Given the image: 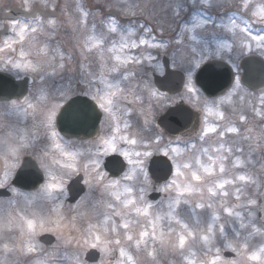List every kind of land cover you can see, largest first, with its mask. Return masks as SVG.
<instances>
[{
    "label": "snow or ice",
    "instance_id": "1",
    "mask_svg": "<svg viewBox=\"0 0 264 264\" xmlns=\"http://www.w3.org/2000/svg\"><path fill=\"white\" fill-rule=\"evenodd\" d=\"M97 2L99 4L97 11H92L83 0H78L74 13L78 17L75 27L88 30V35L81 44L82 54L95 53L98 56L102 70L99 77L88 81L83 89L74 88L71 84L58 89L55 102L52 103H48L49 94L44 90H41L36 104H33L29 97H24L22 101L11 98L0 100V107L17 112L22 110L23 115H27L28 110L31 109L33 118H36V113L40 110V116L33 125L32 132L14 135L15 130H13L7 133L9 137H12L13 142H2L0 158L4 160L6 170L3 179H0V188L8 187L7 182L14 169L34 166L42 169L48 177L41 188L43 197L55 202L52 207V212L56 214L55 219L40 211H33L31 217L20 214L19 220L23 224L17 223L16 228L24 238V246L20 249L21 254L38 257L44 252L42 244L37 239L41 235L55 237L57 243L53 245L54 249L61 243H73L72 239H64L65 229L80 231L75 221L78 218L83 219L85 213L78 212L77 215L72 216L69 224H64L65 217L60 211L63 203L60 197L66 194L67 186L79 178V182L90 188L102 187L111 199L104 205L106 211L102 218L96 223H88L80 236L75 238V245L81 251L73 257L74 264H87L85 257L92 250L111 256L114 251L113 246H118L119 259H116L115 264H136L131 249L144 252L156 261L157 241L162 249L170 248L174 252H179L187 260V264H197V253L192 251V244L196 242L203 250V258L199 260V264H237L236 260L227 259L223 252L230 251L237 256L248 253V240L252 233H249L242 241L229 239L225 234L224 224L218 223L222 219L220 210L227 213L229 217L238 218L240 227L247 228L248 224L244 222L241 214L228 204L227 198L234 196L236 201H240L244 197L245 192L240 182L259 183L247 174H235L231 179L226 178L229 169L224 161L228 160L227 153H231L232 148H225L222 143L224 137L229 133L241 135L239 125H243L248 132L252 131L251 128H247L249 118L246 113L241 111L237 114L236 121H231L223 107L225 104L231 105L233 97L240 96L242 84L239 74H235L233 86L223 96L217 100L205 102L202 109V126L197 140L208 143L215 138L217 146L213 149L214 154H210L209 148L204 147L200 149L201 155L197 156L190 155V150H195L196 144H187L184 149L173 146L183 142L181 138L175 141L169 140L165 146L162 145L163 134L159 131L153 137H146L139 132L134 134L132 132L134 126L131 122L134 108L131 106H140V114L144 115V126L154 125V121L148 118L151 112L144 113L145 100L142 93L147 92L150 99H159L164 94L148 84L143 88L138 84L130 87L122 86L125 82L133 81L136 75L135 71L129 67L130 65H141L147 62L161 76L169 74L168 70L170 74L178 73L186 90L181 99L191 103L193 99L199 100L201 96L200 89L194 83L197 73L203 74L211 71L214 66L222 68L223 65L229 64L238 69L239 65L231 57L225 59L221 54L223 50L231 52L232 44L227 43L225 39H218L214 41L215 51H213L209 42L202 40L197 34L198 30H206L209 25L211 16L208 10L223 7V4L220 0H188L194 9L199 6L198 13L202 15L193 16L191 26L182 27L174 42L177 46L176 50L169 53V43L157 40L155 35H151L154 29L150 24L138 25L149 38L139 36L133 39L136 32L122 29L113 15L114 12H119L124 16L140 15L146 20H151L154 14L146 7H141L136 0H112L110 3L97 0ZM36 4L44 9L43 13L38 15L33 12V6ZM169 6L175 17H180L181 13L187 10L184 0H174V3ZM234 6L236 12L228 17V22H222L216 25V28L233 39L238 38L242 53L253 54L255 50L256 54L264 58V35H253L251 31L254 25L264 26V0H237ZM20 7L24 12L32 15L23 20H0V30L7 29L13 34L0 40V54H16L15 57L2 56L0 59L5 65L4 70H16L17 75L20 72L34 73L36 78L43 82L46 76L54 77L57 74L55 67L52 71H45L44 63L47 62L51 67L59 58L61 62L56 67L63 69L65 54L57 49L55 54L50 56L47 44L38 47L33 53L31 46L26 49L25 45H31L39 34L55 31L59 21L58 5L56 0H23ZM7 11L11 12V9ZM105 11L108 15L101 20L98 28L95 19ZM64 15L69 17L70 22L71 14L65 12ZM237 20L240 23H237ZM212 23L215 24L214 21ZM158 30L162 33L163 27H159ZM112 35L118 36L119 40H109ZM186 39L191 42L189 45L191 55L178 60L177 53L184 47ZM109 43L111 46H106ZM141 48L165 52L169 55L170 63L162 64L151 53L142 58L127 54L132 49ZM41 58H47V60ZM213 62L218 63L214 65ZM109 76L112 78L109 79ZM240 99H243V96H240ZM259 99L260 107L253 105L251 111L254 117L264 121V94ZM58 121H62L69 127H94L99 123L102 129L107 130V134L97 136L95 141H84V143L96 144V151L86 155L79 149L73 150L77 141L65 140L60 135L57 130ZM154 127L158 129L159 125ZM41 135L48 143L44 148L37 149ZM244 139L249 137L245 136ZM154 155L166 158L165 163L169 164V173L172 177L163 186L155 189L169 194L167 212L152 211L154 205L145 199L148 189L136 187L137 183L144 185L151 183L147 165ZM107 156L122 158L120 161L122 174L119 178H110L109 173L104 170L103 158ZM24 157L28 159L25 160ZM125 161L127 166H131L127 171H124ZM244 166L245 162L239 157L232 164L233 168ZM229 188L232 191H229ZM11 191L15 193L16 189L13 188ZM193 197L197 199L194 201ZM257 203L256 199L248 198L249 205L256 206ZM190 204H194L196 209L211 211V219L203 227L200 226L202 223L200 219H197L193 225L182 218L179 209ZM249 215L251 217L254 213ZM173 224L178 228H173ZM166 225L167 231H165ZM252 227L254 233L264 235L260 228L255 225ZM0 230L11 231L12 221H9L7 226L0 225ZM235 236L239 238L241 233L237 232ZM122 241L127 242V247ZM13 251L15 249L8 243L0 242V252ZM262 254H264V245H261L257 251H252L247 259L264 264L261 259ZM34 264H43V261L37 260Z\"/></svg>",
    "mask_w": 264,
    "mask_h": 264
},
{
    "label": "rangeland",
    "instance_id": "2",
    "mask_svg": "<svg viewBox=\"0 0 264 264\" xmlns=\"http://www.w3.org/2000/svg\"><path fill=\"white\" fill-rule=\"evenodd\" d=\"M101 2L110 3L112 2V0H101ZM136 2L141 7H146L149 11H151L154 14V18L151 20H146L144 16H140V15H137L135 17L124 16L118 12L117 13L118 15H116L115 17L118 20V23L121 20H123V22L120 24L121 28L125 30L135 31L136 36L133 37V39H136L139 36H144L145 38H149L147 35H145L142 32V30L139 29L138 25L140 23L150 24L154 29V32L151 35H155L157 37V40H163L169 43V50H168L169 53L176 50L177 46L175 45L174 42L178 38L182 27H184L185 25L191 26V24L193 23V16L202 15L198 13L199 6H197V8L194 9L191 6V4L188 2V0H184L187 10L182 12L180 17H175L173 15L172 8L169 6L170 4L174 3V0H136ZM236 2L237 0H220V3L223 4V7H218L208 10L209 15L211 16L209 25L206 30H198L197 34L199 38H201L202 40H207L209 42L213 51H215L214 41L218 39H225L227 43L232 44L233 47L231 52H228L227 50H223L221 54L225 57V59L231 57V59L236 64L239 65L238 69L236 67H233L232 65L231 66L235 70L236 74L238 73L240 77L242 74V70L240 68V63L242 59L253 55L259 57L261 56L259 54H256L255 50L253 54L242 53V50L239 47L238 38L233 39L230 36H227L226 33H223L216 28V25L222 22L227 23L228 17L232 16V14L236 12V8L234 6ZM91 4L93 8H96L99 5L98 2H93V1L91 2ZM69 5H71L72 11L74 12L76 2L70 3ZM58 10L59 9H57V11ZM72 15H73L71 17L73 20L72 23L69 24L66 18L63 22V24H67L65 25V28L67 27L69 28V31L65 33L66 35L68 34L66 37L68 38V41L73 42L74 52L76 53V55H80L82 60L84 59L82 61L84 66L83 68L84 74L88 77L89 81L94 80L99 77L102 71L99 66L100 62L98 56L95 53L82 54L81 44L83 43L85 37L88 35V30L76 28L75 22L78 17L75 15V13H73ZM182 15L183 17L184 15L185 16L187 15V17L181 19ZM212 21H214L215 24H213ZM237 23H240V21L237 20ZM161 26L163 27L162 33L158 30L159 27ZM251 31L253 35H264V26L254 25L252 26ZM49 34L50 32L46 33L45 35L48 36ZM109 40L118 41L119 37L112 35L109 37ZM190 43L191 42L186 39L184 47L180 52L177 53L178 60L191 55L189 51ZM106 46L110 47L111 45L109 43ZM148 53H151L153 56H155L156 59L159 60L162 64H163L162 62L163 56L166 55L169 57V55L163 51H159L156 49H149V48L132 49L127 54L142 58L144 55H147ZM153 63H155V61H153ZM129 67L133 71H135L136 75L133 81L125 82L124 84H122L123 87H130L133 86L134 84L140 85L141 88H143L144 85L146 84L153 87V85H151L149 78H152L153 76L152 73L159 74V72L155 71L151 67V64L145 62L141 65H134V66L130 65ZM111 78L112 77L109 76V79ZM242 91H243V85H242V89L240 90V96H242L241 94ZM185 92L186 90L183 89V91L178 95H173L170 97H166L163 95L159 99H155V98L150 99L147 95V92H143L142 94L144 95V100H145V103L143 105L144 113L148 114L150 111L151 115H149L148 118L154 121V125H157L156 120L158 118V115H162V113H165L166 110L168 109L169 104L174 105V103L176 104L181 100H183L181 99V97L182 95L185 94ZM200 92L201 94H203L201 90ZM262 94H260V96ZM184 101L186 104L188 103L195 110L202 111V109L205 106L206 99L201 95L199 100L193 99L191 103L187 102L186 100ZM131 107L134 108V112L131 117V122L134 126L132 131H134V133L139 132L140 134H142L143 132H149V134L143 133V135L146 137H152L150 133L151 131L154 133L155 136L158 131L156 130L153 124L144 126L143 124L144 115L140 114L139 111L140 106L132 105ZM262 127L264 130V122H262ZM262 134L264 136V131H262ZM260 139L261 137L258 138L252 135V137H250L249 139V143L256 145L258 144V141ZM242 141L241 139L236 140V138H233L231 142L229 140L228 143H226V141H222V143L224 144L225 148L228 147L232 148V152L227 153L229 157L228 160L224 161L225 166L228 169L230 168L229 172L230 171L233 172V174L229 172L227 173L226 178L229 179H231L233 175L236 174L234 173V171L238 169V168H233L232 165L230 164H232L236 160V158L239 156V153L241 156V151L243 150V148H245L246 150L249 148L247 160H246L247 172L245 174L251 175L253 179L258 180L259 183L244 184V182H240V186L244 189L245 192L244 197H242L240 201H236L234 196H229L227 198L228 204L230 206H233L235 211L241 214L244 222L248 224V227L241 228L240 220L238 218L229 217L227 213L223 212L222 210H220V215L222 219L218 223L224 224L225 234L229 239H239L242 241L244 237L248 236L249 233H252L251 237L248 240L249 251L246 254L242 253L240 256L236 255L238 258L236 259L237 264H261L260 261H251L247 259V256L250 255L252 251H257L261 245H264V235L259 233H254L252 227L253 225H255V227L260 228L262 232H264V173H263L264 167H262V165H264V160L260 161L258 157L254 156V152H253L255 150L254 147L250 145L247 146L246 143L244 144L242 143ZM216 145H217V141H216ZM173 146H179L181 149H184L186 147L185 145H183V143L178 145L174 144ZM94 152L95 151H93V153ZM231 154L233 156L234 161H232L231 159ZM190 155L196 156L195 152L193 153L192 150H190ZM104 159L105 157L103 158V162ZM122 183H133V182H122ZM152 186H153L152 181L149 185H144L142 183L136 184L137 188L146 187L148 189L145 194V199L154 205L152 211L167 212L168 211L167 204L169 203V194H167L166 199L160 200L157 203H153L148 199V191L152 189ZM229 191H232V189L229 188ZM249 197L254 198L258 201L256 206H251L248 204ZM67 198H68L67 192L64 196L60 197V200L63 203V207L60 209V211L65 217L63 223L69 224L72 216L77 215L78 212L85 213L83 219L78 218V220L75 221L77 228L80 231H76V230L69 231L68 229H65L64 239H72L73 243L71 244L61 243L59 247L55 249L53 248V245L51 246L43 245L39 241V237H37L38 241L42 244L44 249V252L40 253L38 257L23 256L21 254L20 249H22L24 246V238L22 237L19 229L16 228V224L17 223H20L21 225L23 224V222L19 220L20 214H24L26 216L31 217L33 211H40L42 213L49 214L52 216L53 219H55L56 214L52 212V207L54 206L55 202L46 200L43 197L42 192L36 193L33 197H30L29 195L26 194H20L12 199L7 200L6 204L9 207L6 210L4 208H3L4 210L2 211L0 210V225L7 226L9 224V221H12V230L11 231L0 230V241L8 243L10 247L15 249V251L11 253L0 252V264H34V262L37 260L43 261V264H74L73 257L81 251L79 248H77L76 245H74L75 238H78L80 236L81 232L83 231V228L86 227L88 223L90 222L96 223L102 218L103 213L106 211L104 205L107 201L111 199V197H109V195L104 191L102 187L93 186L91 188L89 187L86 194L81 199H79L78 202H76L75 204L68 203ZM192 199L195 201L197 198L193 197ZM29 201H31V203H29ZM0 202L2 201L0 200ZM77 205H79V207H77ZM179 211L182 218L185 219L186 222H189L190 224L193 225L195 224V221L197 219H200L202 221L200 226L203 227L211 219L210 210L196 209L194 208V204L184 205L179 209ZM249 213H254V215L250 217ZM172 227L178 228V226H176L175 224H173ZM165 231H167V225L165 226ZM237 232L241 233V236L239 238L235 236ZM220 239L222 240V238ZM122 243L124 244L125 247H127L126 241H122ZM113 247H114V251L111 256H106L103 253H101L102 256L100 261L95 264H115L116 259H119L118 246H113ZM155 248L157 250L156 261H153L144 252H136L135 249H131L136 259V264H187V260H185L180 255L179 252H174L170 248L162 249L159 241L156 242ZM150 250H151V244H150ZM192 251L197 253L196 259H197V264H199V260L203 258V250L200 248L198 242L192 244ZM50 253H54V255H50ZM261 259L262 261H264V254H262Z\"/></svg>",
    "mask_w": 264,
    "mask_h": 264
},
{
    "label": "flooded vegetation",
    "instance_id": "3",
    "mask_svg": "<svg viewBox=\"0 0 264 264\" xmlns=\"http://www.w3.org/2000/svg\"><path fill=\"white\" fill-rule=\"evenodd\" d=\"M92 1L97 2V0H83L84 4L90 10L97 11L99 5L98 7L93 8L91 4ZM73 2H76L77 4L78 0H56V3L58 5L57 9H59L57 11L59 21H58V26L55 29V31L50 32L48 36H46L45 33L39 34L36 37V39L31 42V45H28V44L25 45L26 49L31 46L33 53H35L38 47H41L44 44H47L50 49V53H49L50 56L54 55L57 49L63 51L65 54V60L63 61V63L65 64V67L63 69L56 67V65H58L61 62L59 61V58H57V60L53 63L51 67L49 66L47 62L44 63L45 71H52L53 67H55L57 74L54 77L46 76L44 81L41 82L39 79L36 78V74L34 73L25 74L24 72H20L19 75H17L16 70H11V71L4 70L5 65L3 64L2 59H0V100H7L11 98V99H17V100L22 101L24 97H29L31 99V102L33 104H36L37 98L39 97L41 90H44L49 94L48 103H52V102H55L56 92L58 89L66 87L69 84H71L72 87L77 88V89H83L85 87V84L89 81V79L84 74V69H83L84 66L82 63L84 59L82 60L80 55H76V53L74 52L73 42L68 41V38L66 37L68 34L67 35L65 34L69 31V28L68 27L65 28V25L67 24H63L65 18L68 20L69 24L73 22L72 18H71V21L69 22V17L64 15V13L66 12V13L71 14V17L73 16L72 14L74 12L72 11L71 5H69L70 3H73ZM22 3H23V0H0V20H8V19L23 20L25 19L26 17L22 15H18L14 18L6 17V14L9 13L7 9H12L13 7L21 8L20 5ZM36 7H39V5H34L33 9ZM107 15L108 14L105 11V13H102V15L96 17L95 23L97 24L98 28L100 26L101 20L105 19ZM113 15L116 16V14H113ZM122 22L123 20L119 22V25ZM12 35L13 34L7 29L0 30V40L4 39L5 37L12 36ZM47 38H48V41H47ZM2 56L15 57L16 54L15 53L0 54V57ZM41 59L47 60V58H41ZM263 90L264 89L252 90L250 88L245 87V89L241 92L243 99H240L239 96H236L232 99L231 105L225 104L223 106L224 109L227 111L231 121H236L237 114L240 113L241 111L246 113L249 118L248 123H247V128L252 129L251 132H248L243 125H239L241 127V135L237 136L235 134L229 133L224 137L223 141H226V143H228V141L230 140L231 142L233 138H236V140L241 139L242 141L245 136L249 137L250 139L252 135L258 138L261 137V139L258 141V144L256 145L249 143V139H244L242 141V143L244 144L246 143L247 146L250 145L254 147L255 149L253 151L254 156L258 157L260 161L264 160V136L262 134V131H264L262 127V122L264 121H261L258 117H254L251 111V108L253 105L256 106L257 108L260 107L261 102L259 98H260V94L264 93ZM4 93H6V95L9 98H4L5 97ZM165 95L168 96L167 94ZM201 95L202 97H205L206 101L217 100L219 97L223 96V95H219L217 97H208L205 93ZM180 102H185V101L181 100ZM193 112L194 114L192 116L191 123L184 126L183 128H179L174 133H171L165 129H162L161 127H159L158 129L156 128L157 131L160 130V132L163 134L162 145L166 146L169 140L175 141V139L181 138L183 141L181 143H183V145L185 146L187 142L188 144H196L197 146L196 149L192 150L193 153L195 152L196 156L201 155L200 149L204 147L209 148L210 154H214L213 149L217 146L215 138L210 140L208 143H204V142L197 140V135L200 132L201 126H202L203 112L200 110H195ZM21 113H22V110L21 112H17L9 108L0 107V149H2L3 147L2 145L3 141H8L10 143L13 142L12 137H9L7 135L8 132L15 130L14 131V135H15V134H22L25 132L30 133L33 131V125L37 122L40 116V110L37 111L36 118H33L31 114L32 113L31 109L28 110L27 115H23ZM64 125L65 123H63L62 121H58L57 123V130L60 132V135L63 136L65 140L72 139V140L77 141V144L73 150L79 149L80 151H84L86 155L89 153H93V151H96V144L95 143H84V141H95L97 136L107 134V130L102 129L99 123H98V128L92 137L88 136L89 135L88 127L86 128L84 126H82V128H79L78 130H75L73 126L69 127L68 125H65V128L67 130L65 133H63L61 131V126L63 127ZM132 132L134 133V131ZM143 133L149 134V132H143ZM150 133L153 137L154 133L151 131ZM185 141L187 142L185 143ZM47 143L48 142L41 135L40 141L37 145V149L44 148ZM248 151H249V148L247 150L243 148V150L241 151V156H240V153L238 156L245 163L247 160ZM24 159L27 160L28 157H24ZM105 159H104V162H105ZM203 159L206 160V157H204ZM231 159L232 161H234L232 154H231ZM149 162L150 160L148 161V165H149ZM34 163L35 162H33V164ZM128 168L129 166H127L126 164L125 171H127ZM21 169L22 167H18L14 169L9 181L7 182L8 187L0 188V193L1 194L5 193L4 194L5 196H0V200L2 201L0 202L1 211L4 209L6 210L9 207L6 204V201L14 198L15 196H18L20 194H26V195H29L30 197H33L36 193L41 192L42 186L48 180V177L46 176L44 171L34 166L24 167V171L27 172L26 175L24 176L23 179L17 180L16 179L17 174ZM5 170L6 169L4 166V160L0 158V179H3V174ZM246 172H247V163L245 164L243 168L241 169L238 168L237 170L234 171V173L236 174H245ZM229 173L233 174V172L231 171ZM22 185H30L35 188L32 190L24 189ZM158 187H156V185L153 184L152 189L148 191V194L151 191H154ZM13 188L16 189L15 193L11 191V189ZM88 188L89 187L87 186V189ZM67 189H68V186H67ZM67 189H66V192H67ZM161 194L162 195H161L160 200L166 199L167 193H161ZM74 245H75V242H74ZM227 259L236 260L238 258L237 256H235V257L227 258Z\"/></svg>",
    "mask_w": 264,
    "mask_h": 264
},
{
    "label": "water",
    "instance_id": "4",
    "mask_svg": "<svg viewBox=\"0 0 264 264\" xmlns=\"http://www.w3.org/2000/svg\"><path fill=\"white\" fill-rule=\"evenodd\" d=\"M34 13L38 14L43 13V9H35ZM17 14H23L26 17H30L31 13H26L23 10L18 8L13 9V13L9 16H16ZM170 63L168 57H164V64ZM214 65L218 62H213ZM241 67L243 69L242 82L253 89H258L264 87V60L260 57H247L242 61ZM169 74L165 76L155 75V84L156 86L163 91H168L169 93H177L181 91L183 88L181 77L178 73L170 74V70H168ZM234 72L230 65H223L222 68L213 67V69L209 72L200 74L197 73L195 77L196 84L202 88V90L209 96H217L219 94L224 93L229 87H231L234 81ZM5 98H9L6 93H4ZM193 114L183 105H178L170 108L163 116L159 119V125L163 127L165 130L174 133L179 128H183L184 126L191 123ZM66 125V124H65ZM65 125L61 126V131L63 133L66 132ZM88 127L90 137L95 134L98 123L92 126H84ZM75 130L82 128V126H73ZM121 157L111 156L108 157L105 161V169L109 173L110 177H119L122 173L120 171V161ZM166 158L162 156H154L149 165V172L151 174V178L158 184H161L167 181L171 174L169 173V164L165 163ZM126 168V163L124 162ZM26 171L20 172L17 176V180H21L26 175ZM24 188H33L29 187L30 185H22ZM86 188L82 182H79V178L72 181L68 186V191L70 194L69 202H76L80 196L85 192ZM4 195L0 193V196ZM160 197L159 192H153L150 195V199L153 201L158 200ZM40 241L46 245H52L55 243L56 239L51 235H42L40 237ZM226 257H233L234 254L231 252H225ZM86 260L90 263L98 262L100 259V252L92 250L89 251Z\"/></svg>",
    "mask_w": 264,
    "mask_h": 264
}]
</instances>
